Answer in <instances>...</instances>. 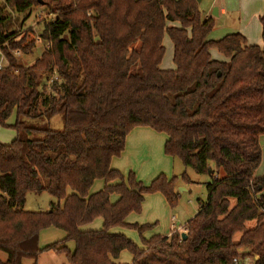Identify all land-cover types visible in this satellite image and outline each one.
Instances as JSON below:
<instances>
[{
    "label": "trees",
    "instance_id": "trees-1",
    "mask_svg": "<svg viewBox=\"0 0 264 264\" xmlns=\"http://www.w3.org/2000/svg\"><path fill=\"white\" fill-rule=\"evenodd\" d=\"M36 7L49 18L39 34L47 48L24 66L14 54H31L36 42L31 30L20 36L24 23L13 14L26 21ZM259 22L261 47L246 46L239 33L211 40L214 19L196 0H0V127L15 132L0 143V264L35 262L42 251L69 264H116L124 251L131 264H264V176H255L264 14ZM164 36L171 70L160 68ZM212 49L226 61L211 59ZM56 116L59 131L49 126ZM139 127L163 134L166 156L208 177L184 240L177 229L145 239L152 225L128 222L147 194L160 193L171 208L178 199L174 179L160 174L144 185L111 167ZM96 182L103 185L94 192ZM29 193L55 203L25 211ZM96 220L100 228L88 229ZM49 228L65 237L40 249L39 234ZM124 229L139 234L141 247Z\"/></svg>",
    "mask_w": 264,
    "mask_h": 264
},
{
    "label": "rangeland",
    "instance_id": "rangeland-1",
    "mask_svg": "<svg viewBox=\"0 0 264 264\" xmlns=\"http://www.w3.org/2000/svg\"><path fill=\"white\" fill-rule=\"evenodd\" d=\"M199 9L206 17L211 16L214 19V28L209 36L211 40H218L230 33L240 32V29H245L250 24V30L255 33L256 30L261 33V25L258 21V16L264 14V0H200ZM218 11L215 14L214 10ZM223 9L225 13H220ZM257 13V14H256ZM256 14V15H255ZM16 23H24L20 27L19 34L23 36L27 30L29 37L35 40V48L29 55L14 54L18 62L24 66L31 65L40 55V52L47 48V44L41 38L39 33L43 28V24L49 20L46 16L44 8L36 7L32 9L29 18L25 21L22 16L13 14ZM244 26V27H243ZM255 30V32H254ZM167 39L168 37L165 36ZM168 42V41H167ZM165 46L164 58L162 60V70H167V67L173 68L172 63V46ZM5 64L4 60H0V66ZM171 69V68H168ZM49 126L54 130H61L62 122L59 116L52 118ZM13 130L11 128L0 127V140L9 142ZM1 133H5L3 135ZM154 139L143 142L145 145L140 151L132 153L127 156L126 161L118 168L123 174L127 175L132 172L135 178L144 185H148L155 177L162 174L167 179H174L175 191L178 193L176 206L171 208L166 199L160 193L147 194L144 198L141 212L139 214H132L128 218V222H136L138 224H149L152 228L143 233V237L148 239L152 235L159 234L161 236H168L171 233L172 221L171 218L175 216V229L181 228L185 223L191 219L197 211V201L205 200V189L203 185H198L202 181H208L207 176L197 175L192 170L185 168L181 162L176 158L166 156L163 152V139L165 136L160 133H154ZM8 135V136H7ZM157 143V144H156ZM186 174L193 184L184 182L181 175ZM264 175V174H263ZM55 203V200L47 193L26 195L24 210L28 212H44L48 211L49 205ZM100 220L93 223V227L98 226ZM179 224V225H178ZM254 222L246 223V228L251 229ZM184 228V227H183ZM182 228V230H183ZM121 232L137 246L141 247V238L139 234L130 229L121 230ZM184 233V231H182ZM65 234L58 229H44L40 232L38 238V246L44 249L47 246L63 240ZM239 235L235 236L237 240ZM66 246L71 250L72 243H66ZM6 257L0 253V261H5ZM131 256L124 251L119 256L121 263H130ZM22 264H69L63 254H57L52 251H42L36 261L24 260ZM131 264V263H130Z\"/></svg>",
    "mask_w": 264,
    "mask_h": 264
},
{
    "label": "crops",
    "instance_id": "crops-1",
    "mask_svg": "<svg viewBox=\"0 0 264 264\" xmlns=\"http://www.w3.org/2000/svg\"><path fill=\"white\" fill-rule=\"evenodd\" d=\"M220 13H225V11L223 9H220L219 10ZM218 14V11L216 12ZM216 14V15H217ZM257 14V13H256ZM255 14V15H256ZM262 16V15H261ZM261 16H258V21H259V18ZM175 25V24H174ZM244 27V26H243ZM250 24L247 25V27L245 29H240V32H237L239 34H241L244 38H245V41H246V46H252V45H256V46H259L261 47L262 46V40H261V33L259 34V31L254 30L255 33H252V31L250 30ZM40 34V33H39ZM168 41V42H167ZM169 43L171 44L170 40L167 38H165V36L163 37V40H162V44L163 46L167 47V46H170ZM172 46V45H171ZM165 49V48H164ZM43 52V51H42ZM40 52V54L42 53ZM39 54V55H40ZM210 57L211 59L213 60H216V61H226V59L220 55L216 50L212 49L210 50ZM1 61H3V58L1 57L0 58ZM162 64V62H161ZM160 64V67L162 68ZM168 68H171V69H174V66L173 68L172 67H167V70H171V69H168ZM14 122V115L12 114V116L7 120V125H12ZM155 133V132H154ZM3 135H6L5 133H1ZM8 136V135H7ZM10 138V141L9 142H6V141H3V140H0V143L2 144H9L14 138H15V132L12 131L11 132V135L8 136ZM154 134H153V131L148 129V128H143V127H139V128H135L133 129L130 134L127 136L126 138V142H125V148H124V151L123 153L121 154V156L117 159H113L111 161V167L113 169H116L118 170V168H120V166H122V164L124 163V161H126V157L131 155L132 153H135V152H138L140 151L139 149L143 148L145 145L143 144V142H145L146 140L148 141H151V139H154ZM166 138L163 139V142L165 141ZM258 142H259V145H260V149H261V162H260V165L259 167L257 168V170L255 171V176L256 177H260V176H264V135H261L259 136V139H258ZM157 144V143H156ZM119 171V170H118ZM206 183V181H202V183H198V185H204ZM102 182H96V184L94 185L93 187V191H98L102 188ZM204 187V186H203ZM145 198V197H144ZM143 205V204H142ZM175 218V216H174ZM130 223H134V222H130ZM173 224V223H172ZM101 225V221L99 222L98 226ZM179 225V224H178ZM184 226V225H183ZM183 226H181V228H177V231L178 232H182V228ZM88 229H92V230H96V229H99L100 227H96L94 228L93 227V223L87 227ZM173 229V228H172ZM175 229V228H174ZM155 235H159V234H155ZM170 235V233L168 234V236ZM119 260V259H118ZM116 262V264H124V263H121L120 261ZM130 263H131V260H130ZM130 263H127V264H130ZM240 264H245L244 261H241Z\"/></svg>",
    "mask_w": 264,
    "mask_h": 264
},
{
    "label": "built area",
    "instance_id": "built-area-1",
    "mask_svg": "<svg viewBox=\"0 0 264 264\" xmlns=\"http://www.w3.org/2000/svg\"><path fill=\"white\" fill-rule=\"evenodd\" d=\"M17 54V53H16ZM171 221H172V228L174 229L175 228V226H174V222H175V218L174 217H172L171 218ZM253 261H254V259H252V258H247V259H245L244 260V263L245 264H253ZM233 264H240V262L238 261V260H234L233 261Z\"/></svg>",
    "mask_w": 264,
    "mask_h": 264
},
{
    "label": "water",
    "instance_id": "water-1",
    "mask_svg": "<svg viewBox=\"0 0 264 264\" xmlns=\"http://www.w3.org/2000/svg\"><path fill=\"white\" fill-rule=\"evenodd\" d=\"M196 1H197L198 4L200 3V0H196ZM214 11H215V14H217V13H216L217 10L215 9ZM0 58H1V55H0ZM185 238H186L185 234L182 233V234H181V239L184 240Z\"/></svg>",
    "mask_w": 264,
    "mask_h": 264
}]
</instances>
